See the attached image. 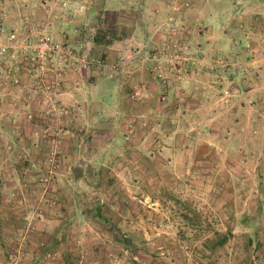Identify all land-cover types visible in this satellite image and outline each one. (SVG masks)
I'll use <instances>...</instances> for the list:
<instances>
[{"label":"rangeland","instance_id":"1","mask_svg":"<svg viewBox=\"0 0 264 264\" xmlns=\"http://www.w3.org/2000/svg\"><path fill=\"white\" fill-rule=\"evenodd\" d=\"M136 6L0 0V42L43 22L84 60L53 116L0 84V264H264V29Z\"/></svg>","mask_w":264,"mask_h":264},{"label":"built area","instance_id":"2","mask_svg":"<svg viewBox=\"0 0 264 264\" xmlns=\"http://www.w3.org/2000/svg\"><path fill=\"white\" fill-rule=\"evenodd\" d=\"M61 6L65 11L79 9V5L67 1H62ZM24 22H27L29 30L26 35L20 36L16 30H11L0 42V84L10 80L11 85L35 93L32 97L34 101L25 104L37 108L41 106L43 116H53L51 111L61 107L56 98L63 92V81L70 69L84 60L78 58L77 51L68 42L54 41L45 32L48 25L41 22L36 26L27 19ZM0 30L3 32L4 28ZM27 116L32 118L31 114Z\"/></svg>","mask_w":264,"mask_h":264},{"label":"crops","instance_id":"3","mask_svg":"<svg viewBox=\"0 0 264 264\" xmlns=\"http://www.w3.org/2000/svg\"><path fill=\"white\" fill-rule=\"evenodd\" d=\"M181 1L189 6L186 7ZM125 3L133 8L137 4L138 13L146 20L149 30L168 15H175L192 24L196 19L195 14L200 13L210 30L217 27L224 32L229 26L236 28L246 25L248 20L260 24L264 29V0H125ZM213 5L220 8H211ZM224 34L227 35L226 32ZM124 105L125 101L121 99L120 107Z\"/></svg>","mask_w":264,"mask_h":264},{"label":"trees","instance_id":"4","mask_svg":"<svg viewBox=\"0 0 264 264\" xmlns=\"http://www.w3.org/2000/svg\"><path fill=\"white\" fill-rule=\"evenodd\" d=\"M110 33L112 32V35L114 34V29L113 28H111L110 29V31H109ZM103 35L102 34H96L95 35V37H94V42L95 43H101L102 42V37ZM104 36H106V35H104ZM111 42V40H108V41H106V44H109Z\"/></svg>","mask_w":264,"mask_h":264},{"label":"water","instance_id":"5","mask_svg":"<svg viewBox=\"0 0 264 264\" xmlns=\"http://www.w3.org/2000/svg\"><path fill=\"white\" fill-rule=\"evenodd\" d=\"M73 173H74V177L77 178L78 175L81 174V171H80V169H74V170H73Z\"/></svg>","mask_w":264,"mask_h":264}]
</instances>
